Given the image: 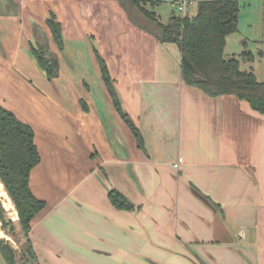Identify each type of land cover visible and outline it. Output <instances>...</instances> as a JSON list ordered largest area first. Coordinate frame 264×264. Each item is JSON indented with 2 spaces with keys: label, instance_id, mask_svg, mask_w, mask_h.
<instances>
[{
  "label": "crops",
  "instance_id": "crops-1",
  "mask_svg": "<svg viewBox=\"0 0 264 264\" xmlns=\"http://www.w3.org/2000/svg\"><path fill=\"white\" fill-rule=\"evenodd\" d=\"M152 32L117 0H0V104L34 129L41 156L38 264H264V114L186 84L179 47ZM45 43L52 81L32 53Z\"/></svg>",
  "mask_w": 264,
  "mask_h": 264
},
{
  "label": "trees",
  "instance_id": "trees-1",
  "mask_svg": "<svg viewBox=\"0 0 264 264\" xmlns=\"http://www.w3.org/2000/svg\"><path fill=\"white\" fill-rule=\"evenodd\" d=\"M117 1L126 11L136 9L143 18L155 25V28H147L152 29V33L161 43L175 44L179 47L186 84L198 87L210 96L234 95L248 102L253 110L264 114V83L258 82L253 72L242 71L238 59H226L224 55L228 37L238 31L240 16L238 0L199 2L194 16L184 18L174 16L168 25L160 23L154 11L156 4L153 1L152 11L148 9L150 2L146 0ZM48 25L58 48L62 50L61 26L54 15L48 20ZM32 53L39 67L46 72L48 80H54L59 74V62L56 55L50 54L48 45L39 44ZM96 57L116 110L132 131L139 148H143V136L134 122L122 111L106 62L100 55L96 54ZM35 138L36 134L30 125L20 121L12 111L0 104V184L15 205L21 231L27 238L23 252L26 256L28 253V256L38 264L29 233L33 220L46 205L34 195L30 187L32 171L41 162ZM109 198L118 209L132 208V204L125 196L116 190L109 193ZM0 221L2 229L15 238L16 227L6 217V211L1 203ZM0 251L7 264H15V251L11 247L0 245ZM26 262L31 264L28 258Z\"/></svg>",
  "mask_w": 264,
  "mask_h": 264
},
{
  "label": "rangeland",
  "instance_id": "rangeland-1",
  "mask_svg": "<svg viewBox=\"0 0 264 264\" xmlns=\"http://www.w3.org/2000/svg\"><path fill=\"white\" fill-rule=\"evenodd\" d=\"M146 1L150 2L148 9L151 11V2H155L156 6H154V11L159 17L160 23L164 25L170 24L171 19L174 16L184 18L172 3L173 1L181 2L183 0ZM187 1L193 2V7L189 10L188 14V17H192L197 11V5L199 2L211 0ZM238 1L240 3L238 31L228 37L224 55L226 59H238L242 71L253 72L257 77L258 82L264 83V0ZM130 11H128L130 18L134 19L135 17L137 20L140 19V24L155 28V25L140 16L138 10L131 9ZM105 17L107 21H109L111 14L107 13ZM99 22L102 24V21L98 19V23ZM0 203L6 211V217H8L16 227V234H14L15 238H13L2 229V223L0 221V245H8L13 251H15V264H28L26 262L27 256L23 252V249L26 248L27 238H25L21 231L17 209L11 199L9 200L6 198V192L1 184ZM23 255H25V257H23Z\"/></svg>",
  "mask_w": 264,
  "mask_h": 264
},
{
  "label": "built area",
  "instance_id": "built-area-1",
  "mask_svg": "<svg viewBox=\"0 0 264 264\" xmlns=\"http://www.w3.org/2000/svg\"><path fill=\"white\" fill-rule=\"evenodd\" d=\"M173 6H175L178 11L183 15V17H187L189 14V10L193 7V2L183 0L181 2L173 1ZM183 165V159L179 158L176 162L172 164V168L175 171H179Z\"/></svg>",
  "mask_w": 264,
  "mask_h": 264
},
{
  "label": "water",
  "instance_id": "water-1",
  "mask_svg": "<svg viewBox=\"0 0 264 264\" xmlns=\"http://www.w3.org/2000/svg\"><path fill=\"white\" fill-rule=\"evenodd\" d=\"M27 258L31 261V264H36V260L31 259L28 255ZM0 264H7L6 261L4 260L1 251H0Z\"/></svg>",
  "mask_w": 264,
  "mask_h": 264
}]
</instances>
